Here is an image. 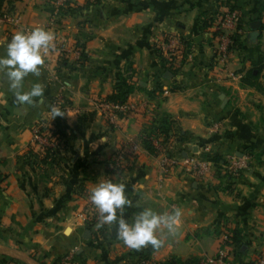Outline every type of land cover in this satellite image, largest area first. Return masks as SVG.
<instances>
[{"label": "crops", "instance_id": "0c3cea01", "mask_svg": "<svg viewBox=\"0 0 264 264\" xmlns=\"http://www.w3.org/2000/svg\"><path fill=\"white\" fill-rule=\"evenodd\" d=\"M1 1L20 25L11 34L0 27V55L24 29L45 28L54 40L39 76L24 81L25 90L41 83L42 99L15 102L0 72V264L66 258L135 264L142 257L196 264L215 257L224 233L238 234L239 243L230 239L227 257L216 264H253L264 252V92L243 79L252 71L264 85V69L257 72L264 59V0H68L75 10L54 21L52 0ZM226 4L240 17L236 30H228L238 39L228 59L235 79L218 81L209 69L210 24ZM255 21L259 29L252 32ZM166 34L183 41L180 69L168 67L157 49ZM123 83L136 111L110 126L97 103L122 91ZM56 98L64 115L52 119ZM155 114L170 118L162 149L173 159L207 157L220 164L233 154L246 159V168L236 178L218 169L199 180L180 168L162 177L158 154L140 140ZM37 125L59 136L43 161L44 152L31 150ZM121 143L135 146V159L125 172L109 174L106 163ZM105 181L124 183L132 201L118 217L131 222L145 207L158 214L179 208L181 222L172 233L157 232L159 248H129L117 238L116 224L105 225L95 240L82 220V194Z\"/></svg>", "mask_w": 264, "mask_h": 264}, {"label": "built area", "instance_id": "2783aa9c", "mask_svg": "<svg viewBox=\"0 0 264 264\" xmlns=\"http://www.w3.org/2000/svg\"><path fill=\"white\" fill-rule=\"evenodd\" d=\"M67 0L51 1L52 10L51 20L60 18V9L64 7ZM95 3L97 0H89ZM239 14L236 10H230L223 6L220 12L214 17L210 24L213 32L212 38V59L209 69L213 72L218 81H228L235 79V74L228 69V59L232 52L234 33H228V30H236L239 25ZM20 25L19 16L8 7H0V27H5L7 33L17 29ZM23 31H31L24 29ZM158 51L162 55L166 65L172 70L180 69L183 61L184 46L181 38L175 34L164 35L162 41L158 45ZM78 55L80 51H78ZM62 53V52H60ZM98 107L102 112L105 122L112 126L118 120L126 119L135 113V106L126 101L121 104H109L98 102ZM60 108L58 98L52 100L51 107ZM144 137H141L142 141ZM59 140L58 134L53 128L37 125L32 130V142L36 143L40 148L52 149ZM152 145L158 152L159 170L162 177L170 175L174 170L180 168L184 173L193 176L196 179L203 180L215 173L218 169L222 170L228 176L236 178L246 168V159H241L235 155L225 156L223 162L215 164L211 158H192L178 161L170 157V155L162 149L157 140H151ZM207 150V149H205ZM135 159V146L129 143H121L113 151L106 163L107 172L120 174L125 172L132 161ZM86 199V206L82 214L87 231L96 240L101 236L103 227L97 228L99 212L89 198V193H83ZM229 235L224 233L220 237V248L215 257L205 259L196 264H216L222 262L228 255ZM71 259H63L64 264H74ZM141 264H151L148 259H142ZM253 264H264V252Z\"/></svg>", "mask_w": 264, "mask_h": 264}, {"label": "clouds", "instance_id": "9594fccd", "mask_svg": "<svg viewBox=\"0 0 264 264\" xmlns=\"http://www.w3.org/2000/svg\"><path fill=\"white\" fill-rule=\"evenodd\" d=\"M53 40L51 31L35 27L31 31L16 32L7 43L5 53L0 55V72L7 77L15 102L31 105L35 102L34 98H43L44 86L41 83H34L25 90L24 81L29 74L39 76ZM50 114L52 119L64 115L55 106L50 108ZM125 190L124 183L112 181L100 182L90 189L89 198L99 212L96 227L116 224L117 238L129 248L140 249L148 245L159 248L163 240L157 236V232L161 229H167L168 233L174 232L181 222V210L173 208L167 213L158 214L145 207L129 222L117 215L118 210L132 204Z\"/></svg>", "mask_w": 264, "mask_h": 264}, {"label": "trees", "instance_id": "16d2710c", "mask_svg": "<svg viewBox=\"0 0 264 264\" xmlns=\"http://www.w3.org/2000/svg\"><path fill=\"white\" fill-rule=\"evenodd\" d=\"M1 6H2V1L0 0V7ZM224 6L229 8L230 10H234L233 6H231L229 4H226ZM74 10L75 9L71 8L70 3L67 0L65 2L64 7H62L60 9V15L66 16ZM49 11H50V13L53 12L52 9ZM207 20L211 21V18L209 17ZM239 23H240V20H239ZM237 40H238L237 36L235 35L233 38V46H232L231 50L235 49V47L237 45ZM260 63H261V67L257 69V72H260L261 69H264V59L261 60ZM257 79H258V74L255 75V74H253L252 71H250L246 74V77H245V79H243V82L251 84V85L255 86V88L257 90L264 92V85L263 86L258 85L256 83ZM129 91H130L129 87H127L123 83V90L122 91L119 90L118 92L111 94L109 97H107L105 100H103L101 102H105V103H109V104L124 103V102H126V97L129 93ZM59 109H61V108H59ZM170 130H171V121H170V118L168 117V115H166V114H155L150 126L141 131L142 137H144L141 141L144 149L150 154L157 155L158 152L154 148V146L152 145L151 140L152 139L157 140L158 143L160 144V146L164 147L167 143ZM35 147L38 148L39 151L45 153L43 158H41L42 159L41 161H43L44 158H46V155H48L50 149H48V148L43 149V148H40L36 143H32L31 150H33ZM31 150H29L28 154L32 152ZM29 156H30V154H29ZM212 161L215 164L219 163L218 159H212ZM237 235L238 234H234V233H232L231 235L229 234V240L231 239L232 244L233 243L234 244L239 243ZM240 250H241V245L237 246V251H240ZM142 259H148V257L139 258L137 263H135V264H139L142 261ZM54 264H64L63 259L62 260L61 259L56 260ZM163 264H183V263H181L178 260L169 259ZM185 264H194V263L190 262V263H185Z\"/></svg>", "mask_w": 264, "mask_h": 264}, {"label": "water", "instance_id": "95a60500", "mask_svg": "<svg viewBox=\"0 0 264 264\" xmlns=\"http://www.w3.org/2000/svg\"><path fill=\"white\" fill-rule=\"evenodd\" d=\"M250 28H251L252 32L257 31V30L259 29V22H258V21L253 22V23L250 25ZM221 100H222V102L225 103V99L223 98V96L221 97ZM87 234H89V233L87 232Z\"/></svg>", "mask_w": 264, "mask_h": 264}, {"label": "rangeland", "instance_id": "374dc122", "mask_svg": "<svg viewBox=\"0 0 264 264\" xmlns=\"http://www.w3.org/2000/svg\"><path fill=\"white\" fill-rule=\"evenodd\" d=\"M48 2H49V0H48ZM50 3V2H49ZM48 7V6H47ZM9 9H11V8H9ZM11 10H13V9H11ZM60 17H62L61 15H60ZM138 261V260H137ZM148 261L151 263V264H156V263H154L153 261H151L150 259H148ZM137 263V262H136ZM140 264V263H139Z\"/></svg>", "mask_w": 264, "mask_h": 264}]
</instances>
